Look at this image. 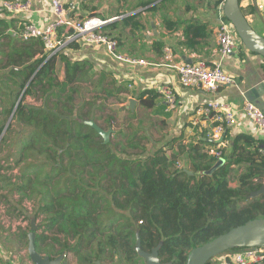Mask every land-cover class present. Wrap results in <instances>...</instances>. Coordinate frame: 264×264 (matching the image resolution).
<instances>
[{
    "label": "trees",
    "instance_id": "16d2710c",
    "mask_svg": "<svg viewBox=\"0 0 264 264\" xmlns=\"http://www.w3.org/2000/svg\"><path fill=\"white\" fill-rule=\"evenodd\" d=\"M3 24L0 20V38L10 39ZM70 33L63 39L61 31L60 40ZM48 55L40 39L17 36L0 60L5 72L0 76V151L14 133L12 156L19 167L14 178L0 181L7 178L22 200H36V217H43L44 227L36 235L38 252L44 248L52 259L68 252L81 264L107 257L139 264L144 260L139 249L158 248L162 264H185L195 247L264 218V194L250 197L264 186L259 146L264 142L237 136L231 153L223 155L225 164L212 174L206 172L217 158L205 146L180 145L178 155L185 152L192 166L178 168V155L169 157L164 148L149 151L145 136L115 128L112 106L127 89L112 73L62 51ZM159 95L149 89L138 99L150 108ZM26 97L35 103L28 104ZM90 122L113 130L108 143Z\"/></svg>",
    "mask_w": 264,
    "mask_h": 264
},
{
    "label": "crops",
    "instance_id": "0c3cea01",
    "mask_svg": "<svg viewBox=\"0 0 264 264\" xmlns=\"http://www.w3.org/2000/svg\"><path fill=\"white\" fill-rule=\"evenodd\" d=\"M32 2L33 11L29 14L13 17L0 13L3 28L6 26L4 33L7 31L10 38H0V60L3 59V52L8 50L10 40L17 39L20 23L27 21L43 27L52 21L48 0ZM218 4L219 0H81L78 11L81 19H111L102 29L119 38V54L132 60H145L148 65L118 61L104 47L74 41L67 43L69 45L64 47L62 53L72 60L90 61L95 70L112 73L118 83L127 89L120 94L121 101L112 106L115 119L126 115L122 118V126H127L126 120H135L137 112L144 110L148 121L158 131V137L151 141L152 150L164 148L167 155L173 157L180 153V145L186 149L191 145L205 146L212 155L219 147L224 157L231 153L237 136L251 135L264 142V133L247 118L241 117L235 126L227 129L221 143L214 142L210 138L214 123L208 115L202 114L201 108L213 98L232 102L236 106L246 100L264 105V58L243 47L233 55L226 56L220 52ZM241 7L251 26L264 36V0H241ZM66 35L67 32L62 38L65 39ZM167 46L173 49V64L196 60H205L211 66L221 64L226 73L235 78L236 84L221 86L216 95L202 89L181 87L177 70L164 59V48ZM58 70L60 79H63V63L59 62ZM3 73L0 72V76ZM163 84L171 85L176 90L177 103L174 107L168 109L161 94L150 108L140 103L138 96L142 92L152 89L159 93L158 88ZM132 100L136 101L134 108L131 107ZM99 123L104 125L103 120H99ZM138 133L140 136L143 134ZM200 140L212 143H200ZM259 146L260 152L264 153V143ZM184 154L178 155L176 165L180 163L191 170L192 165L187 164ZM23 233L12 234L8 239L20 244L15 253L10 252L7 245L3 248L0 244V264H33L31 258L23 253ZM25 233H28L29 239L30 232ZM41 252V255L50 257L44 248ZM231 253L216 256L211 264H229ZM60 264L68 263L63 259Z\"/></svg>",
    "mask_w": 264,
    "mask_h": 264
},
{
    "label": "built area",
    "instance_id": "2783aa9c",
    "mask_svg": "<svg viewBox=\"0 0 264 264\" xmlns=\"http://www.w3.org/2000/svg\"><path fill=\"white\" fill-rule=\"evenodd\" d=\"M48 1L50 3L52 21L43 27L27 21L20 23L16 34L23 41L40 39L49 57L61 52L67 43L74 41L79 44L104 47L108 54L118 61L135 65H148L145 60H132L119 54L120 45L117 37L106 33L102 29L111 19L103 20L99 17L81 19L78 13L81 0ZM225 2L226 0H219L217 6L219 15L217 36L220 52L228 56L235 54L240 48L246 47L237 35L233 25L224 15ZM32 11V0H0L1 14L17 17L29 14ZM61 31L63 32L62 36L66 32H71L65 41H61L59 38ZM164 54V59L177 70L179 82L183 88L202 89L208 94L216 95L221 86L236 84L235 78L226 73L221 64L211 66L205 60L173 64L175 56L170 46L164 48ZM158 90L159 94L164 98L168 109L176 105L177 93L173 86L163 84ZM201 112L208 115L214 123L213 132L210 135L211 140L214 142L221 143L227 129L235 126L241 117L247 118L258 130L264 133V111L252 101L246 100L242 105L236 106L232 102L213 98L207 101L205 106L201 108ZM214 154L217 159L222 157V151L219 147ZM177 167L181 168V164L179 163ZM231 252L229 264L264 263V248L262 247L240 248Z\"/></svg>",
    "mask_w": 264,
    "mask_h": 264
},
{
    "label": "water",
    "instance_id": "95a60500",
    "mask_svg": "<svg viewBox=\"0 0 264 264\" xmlns=\"http://www.w3.org/2000/svg\"><path fill=\"white\" fill-rule=\"evenodd\" d=\"M224 15L233 25L237 35L246 49L259 54L264 58V36L259 34L249 23L242 10L241 0H226ZM256 104L264 111L263 104ZM135 105L136 101L132 100L131 107L134 108ZM13 114L14 112L12 113L4 132L7 130V127L13 118ZM90 124L94 126V128L102 135L104 141L108 143L113 130H104L93 122H90ZM3 136L4 133L2 137ZM225 162L226 159L224 157L218 158L215 165L206 173L212 174L217 169L221 168ZM188 172L193 174L190 171ZM261 194H264V186H262L259 190L252 192L250 197L253 198ZM35 230L36 229H33L29 234L28 245L29 256L33 264H60L63 260V255L52 259L48 256H43L38 252L36 247L37 233ZM250 247L264 248V218L250 220L243 225L232 228L228 232L195 247L189 252L185 264H208V262H210L213 258L227 251L236 248L240 249ZM139 254L146 260L147 264H162L159 258L158 248L154 249L151 253L144 252L139 249Z\"/></svg>",
    "mask_w": 264,
    "mask_h": 264
},
{
    "label": "rangeland",
    "instance_id": "374dc122",
    "mask_svg": "<svg viewBox=\"0 0 264 264\" xmlns=\"http://www.w3.org/2000/svg\"><path fill=\"white\" fill-rule=\"evenodd\" d=\"M12 84L8 83L7 90L8 92L9 87ZM23 91H21L19 100L22 98ZM3 97L0 94V102L2 101ZM6 102V100H5ZM25 102L28 104L34 103L31 97H26ZM126 116V115H125ZM124 116V117H125ZM117 117V116H116ZM122 117V118H124ZM11 118V117H10ZM8 119V121L10 120ZM121 117H117L114 121L115 128L122 130L124 134L131 135L135 132H143V134L148 138V142L145 140L146 144H148V150H152V140L158 137V131L156 128L153 127L152 123L148 121L147 115H145L144 110H140L137 112V118L135 120L129 119L126 120L128 122L127 126H122L123 120ZM120 126V128H118ZM122 126V127H121ZM141 133V135H143ZM143 135V136H144ZM1 139V138H0ZM14 140V133L11 135V140L7 144L2 145V150L0 151V175L1 179L2 176L14 178L15 175L18 174L16 170H19V167L15 165V160L12 154L14 153V147L11 146V142ZM0 144L2 141L0 140ZM10 167H15V169H10ZM177 167V165H176ZM7 178L3 181H0V244H2L3 248L7 247L10 249L11 252H16V249L19 247V243L17 241L8 240L12 234L21 233V232H31L33 229H36V233L41 232L44 227H41L43 224V217H36V200H29L23 199L21 196L15 192V190H11V186L6 184ZM237 182L233 181L232 185L236 186ZM39 227H41L39 229ZM23 233V234H24ZM28 234V233H27ZM3 237V238H2ZM29 239L25 238V244L23 246V253L28 258L29 256ZM66 255V258L65 255ZM63 259L68 264H80L76 256L72 255L71 253L64 252ZM60 256V255H59ZM92 264H128L126 262H120V260H112L110 257H107L105 260L102 261H95ZM139 264H146V261L139 260Z\"/></svg>",
    "mask_w": 264,
    "mask_h": 264
}]
</instances>
